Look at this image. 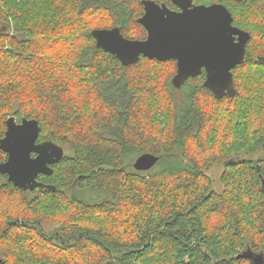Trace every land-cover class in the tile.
Here are the masks:
<instances>
[{"label": "trees", "instance_id": "trees-1", "mask_svg": "<svg viewBox=\"0 0 264 264\" xmlns=\"http://www.w3.org/2000/svg\"><path fill=\"white\" fill-rule=\"evenodd\" d=\"M193 2L251 34L234 97L205 71L177 89L176 61L97 48L95 29L146 39L143 0H0V140L31 119L67 150L38 177L49 188L0 173V264H264V0ZM147 153L159 161L136 170Z\"/></svg>", "mask_w": 264, "mask_h": 264}, {"label": "water", "instance_id": "water-1", "mask_svg": "<svg viewBox=\"0 0 264 264\" xmlns=\"http://www.w3.org/2000/svg\"><path fill=\"white\" fill-rule=\"evenodd\" d=\"M171 1L179 11L165 3L143 1L144 14L138 22L147 31L146 39H127L118 27L95 29L97 48L115 55L123 66L134 65L141 57L176 61L173 84L177 89L205 71L204 86L217 99L234 97L237 91L233 70L245 64L251 34L234 26L233 15L224 4L206 6L195 5L193 0ZM40 131L36 120L23 119L18 123L11 117L6 135L0 140V149L7 154V161L0 164V173L25 191L49 188L38 177L51 175V166L65 156L62 146L52 141L39 143ZM158 161L157 156L147 153L138 157L133 166L138 171H148Z\"/></svg>", "mask_w": 264, "mask_h": 264}, {"label": "rangeland", "instance_id": "rangeland-1", "mask_svg": "<svg viewBox=\"0 0 264 264\" xmlns=\"http://www.w3.org/2000/svg\"><path fill=\"white\" fill-rule=\"evenodd\" d=\"M65 152H67V150L65 149ZM222 171V168H215L213 170H211L209 172V175L211 176L212 180H213V188L212 190L215 192H221L222 191V184L220 181V173ZM264 184V182H263Z\"/></svg>", "mask_w": 264, "mask_h": 264}, {"label": "flooded vegetation", "instance_id": "flooded-vegetation-1", "mask_svg": "<svg viewBox=\"0 0 264 264\" xmlns=\"http://www.w3.org/2000/svg\"><path fill=\"white\" fill-rule=\"evenodd\" d=\"M144 1V0H143ZM171 1V0H170ZM172 2V1H171ZM157 3V2H156ZM158 4H160V3H158ZM161 4H163V3H161ZM166 4V3H165ZM174 4V3H173ZM167 5V4H166ZM175 5V4H174ZM144 6V5H143ZM168 6V5H167ZM176 6V5H175ZM169 7V6H168ZM177 7V6H176ZM169 8H171V7H169ZM172 10H175V11H179V8L177 7V9H173V8H171Z\"/></svg>", "mask_w": 264, "mask_h": 264}]
</instances>
